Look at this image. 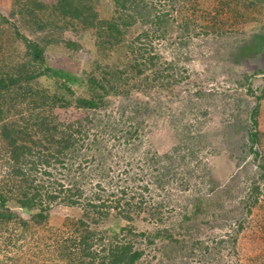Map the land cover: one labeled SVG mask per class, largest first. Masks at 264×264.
Listing matches in <instances>:
<instances>
[{"label": "rangeland", "instance_id": "rangeland-1", "mask_svg": "<svg viewBox=\"0 0 264 264\" xmlns=\"http://www.w3.org/2000/svg\"><path fill=\"white\" fill-rule=\"evenodd\" d=\"M33 1L0 0V14L11 22L0 20V74L17 75L25 66L22 74L32 75V91L23 97L25 82L15 83L20 91L0 125L19 123V114L49 110L41 104V94L62 99L50 110L55 120L100 113V129L108 119L118 129L112 138L100 134V144L112 152L119 169L130 161V171L141 175L130 185L148 184L149 190L143 210L130 211L132 220L113 213L96 223L77 206L56 204L39 218V209L9 198L0 208L1 214L7 212L0 216V264H100L102 247L123 240L135 241L143 251L136 264H264V180L258 167L264 165V48L257 44H262L264 0L176 5L179 25L174 22L166 38L150 40L155 51L175 63L177 81L148 87L143 75L126 72L133 81L116 80L96 112L78 103L102 92L93 90L89 74L100 75L107 65L124 68L129 42L143 41L146 34L149 39L155 26L137 21L117 44L96 26L86 28L50 8L37 10ZM37 1L52 5L56 0ZM183 5L188 11L194 7L195 16L187 23L179 15ZM97 10L100 19H109L112 0H99ZM16 31L43 48V61H30ZM130 126L136 129L133 139L122 133ZM6 145L0 137V179L7 173ZM146 153L163 157L142 172L138 166ZM163 169L174 172L153 177ZM253 181L260 183L258 194L251 191ZM80 219L94 232L90 245L95 260L75 250L74 242L85 230Z\"/></svg>", "mask_w": 264, "mask_h": 264}, {"label": "trees", "instance_id": "trees-1", "mask_svg": "<svg viewBox=\"0 0 264 264\" xmlns=\"http://www.w3.org/2000/svg\"><path fill=\"white\" fill-rule=\"evenodd\" d=\"M35 1L37 0L32 3L35 9L43 11L50 8L62 18L77 21L86 28L96 26L99 31L109 33L117 44L125 41L126 29L137 21L155 26L154 33L149 35V39L148 34L145 33L143 41L137 42L134 39L129 42L127 53L123 58L124 63H122L124 68L107 65V68L100 71V75L89 74L93 90L100 89L102 92H92L91 97L78 99V103L86 109L95 111L100 108L102 95L114 89L116 80L126 79L132 82L133 76L129 74L125 76L126 72L134 70L135 74L143 75L148 87L155 84L164 86L169 81H177L174 73L176 75L179 73L175 63L155 51L150 38L156 36L166 38L170 28H174V22L177 23L176 5H182L181 3L184 4L188 0H112L113 14L109 19H100L97 10L99 0H56L52 5ZM183 9L185 11L181 12ZM194 14L193 5L189 11L185 5L180 7L179 15L186 20V23L193 19ZM0 20L11 25V22L1 14ZM44 26L45 24L39 25L41 28ZM16 34L24 42L31 62L44 60V50L41 46L17 31ZM259 34L262 44L259 41L257 44L259 48H264V31ZM181 36L184 37L182 33ZM110 43L113 44V42ZM127 68L129 70L126 71ZM24 69L25 66L23 71ZM23 71L19 69L17 75L13 72L0 74V100L4 101V104L0 101L1 119L13 110L12 100L14 95L17 96V91H20L15 83L25 82V85H22L24 86L22 97L32 91V87L28 85V79L31 78L29 76L32 75L31 73L23 75ZM59 75L63 76V73ZM164 79L167 80L164 81ZM5 89L8 95L4 98ZM9 95L10 98H7ZM34 102H36L35 99ZM41 102L44 108L49 110H42L37 114L29 113L26 117L19 114L18 118H21L18 119L19 123L10 121L0 125V137L6 142L8 149L6 153L8 162L3 161V164L7 166V173L4 172L0 179V208L13 197L22 207L39 209L42 212L37 213L36 216L39 218L46 216L45 212L50 207L61 203L77 206L81 209L83 217L94 223L113 213L117 217L122 216L132 220L130 211L143 210L146 202L144 192L148 191L149 187L144 183L130 185L133 181L142 180L141 175L130 171V168L132 169L130 161L127 164L125 162V166L127 165L125 168L119 169L116 166L119 162L113 161L112 152L107 151V146L100 144V134L104 133L112 138L118 131L107 123H110L111 119H108L101 129L100 113L96 111L92 113L94 117L88 113L84 118L62 122L55 120V115L50 113L54 104L63 103L62 99L41 94ZM253 123L254 126L257 124V122ZM132 128L133 126H130L123 130V135L133 139L136 129ZM251 136L253 137L254 134L251 133ZM161 157L163 156L157 157L155 154L148 156L146 153L141 166H138L139 171L145 172L147 168H151L154 160L157 161ZM259 159L262 160V158ZM258 167L262 171L259 177L264 180V165L258 163ZM112 169L115 173L111 175ZM173 172V170L163 169L161 174L158 173L160 175H153V177L160 179L161 176H167ZM159 182L162 184V181ZM252 183L251 191L258 194L261 191L260 183L257 181ZM4 214L7 212L0 213V216L3 217ZM10 216L7 215L6 218ZM79 225L84 226L85 230L77 239L75 238L74 243H77L75 250L79 256L95 260L98 256L97 252L91 249L90 245L94 232L81 219ZM162 232L160 231L157 235ZM133 234H140L139 237L144 236L146 243L151 242V238L147 239V235L143 232L137 233L133 230ZM136 245L135 241L130 240L115 243L111 241L107 249L102 247L100 264H136L143 254Z\"/></svg>", "mask_w": 264, "mask_h": 264}]
</instances>
